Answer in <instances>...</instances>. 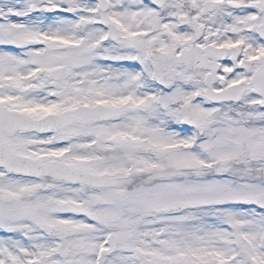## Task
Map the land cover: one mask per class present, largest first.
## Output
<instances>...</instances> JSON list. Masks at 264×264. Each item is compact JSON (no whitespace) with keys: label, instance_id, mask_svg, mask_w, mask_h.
Here are the masks:
<instances>
[{"label":"snow or ice","instance_id":"snow-or-ice-1","mask_svg":"<svg viewBox=\"0 0 264 264\" xmlns=\"http://www.w3.org/2000/svg\"><path fill=\"white\" fill-rule=\"evenodd\" d=\"M0 264H264V0H0Z\"/></svg>","mask_w":264,"mask_h":264}]
</instances>
